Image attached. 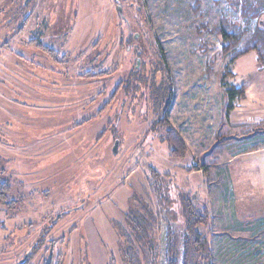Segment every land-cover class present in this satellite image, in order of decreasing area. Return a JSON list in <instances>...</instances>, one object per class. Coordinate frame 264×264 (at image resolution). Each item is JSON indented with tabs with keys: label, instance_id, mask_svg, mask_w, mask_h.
<instances>
[{
	"label": "rangeland",
	"instance_id": "rangeland-1",
	"mask_svg": "<svg viewBox=\"0 0 264 264\" xmlns=\"http://www.w3.org/2000/svg\"><path fill=\"white\" fill-rule=\"evenodd\" d=\"M25 1L0 0V184L11 185L0 196V264L29 251L31 264L61 251L62 264H127L126 215L143 203L156 214L159 192L177 225L183 197L207 205L211 223L197 231L212 264H264V71L253 53L232 63L218 36L198 29L228 19L248 29L242 45L255 27L243 1ZM227 70L248 92L230 112ZM160 85L172 88L167 119L184 158L158 124ZM224 120L234 140L190 170Z\"/></svg>",
	"mask_w": 264,
	"mask_h": 264
},
{
	"label": "trees",
	"instance_id": "trees-1",
	"mask_svg": "<svg viewBox=\"0 0 264 264\" xmlns=\"http://www.w3.org/2000/svg\"><path fill=\"white\" fill-rule=\"evenodd\" d=\"M242 16L247 25L252 21L255 22L254 30L250 37L240 45L248 34V29H243L237 24L221 18L216 22V25L209 28L208 24H202L199 31H210L217 35L220 39L224 53L231 56L232 63H236L242 57L251 55L252 53L257 57V62L261 70L264 71V0H242ZM195 7H188L189 13L197 14L199 12V1H196ZM102 76V75H100ZM232 76V71H224L220 75V81L225 93V109L230 112L236 106L241 105L248 99L247 85L241 86L228 81ZM171 87V86H170ZM158 90L157 98L155 99L156 108L160 109L158 124L166 125V139L168 142L171 154L179 158H184L187 155V145L183 140L179 131L173 129L167 119L170 106L168 98L171 95L169 85H163ZM166 96V97H165ZM167 98V99H166ZM172 98V95H171ZM170 98V99H171ZM165 103V105H164ZM224 120L220 131L217 133L216 142L212 145L210 150L201 157V163L193 167L192 171L203 170L208 166L211 158H216L220 153L222 146L233 141V136L223 134L225 126ZM262 129L258 128L256 133H261ZM254 136V135H253ZM156 177V175H154ZM153 189L160 190L159 185L153 183ZM11 191V185L8 182L0 184V196L7 199L8 193ZM157 195V193H156ZM157 198L160 201L157 213L152 212L147 204L143 203L141 210L132 209L126 215L125 222L128 225V230L123 229L121 236L125 239V260L127 264H212L213 262V245L209 239L204 235L198 233V228L201 226L207 227L210 222L211 211L207 205L203 207L195 204L193 197H183L182 206L184 213V224L180 225L171 220L169 210H166L167 200H164L159 192ZM163 236L165 234V243L162 245L158 243L157 235ZM164 238V237H163ZM160 239H162L160 237ZM24 264H31L32 255ZM64 252L61 251L56 260L53 255L49 258L47 264H62ZM19 264V263H18Z\"/></svg>",
	"mask_w": 264,
	"mask_h": 264
},
{
	"label": "water",
	"instance_id": "water-1",
	"mask_svg": "<svg viewBox=\"0 0 264 264\" xmlns=\"http://www.w3.org/2000/svg\"><path fill=\"white\" fill-rule=\"evenodd\" d=\"M30 0H26L25 3L27 4ZM31 254V252L29 251V253L26 255V257L19 262V264H24L27 260H28V257L29 255Z\"/></svg>",
	"mask_w": 264,
	"mask_h": 264
}]
</instances>
